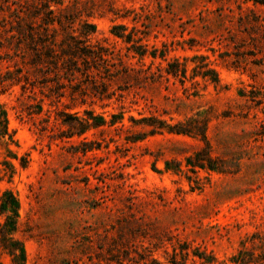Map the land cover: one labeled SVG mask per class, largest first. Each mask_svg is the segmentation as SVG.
Instances as JSON below:
<instances>
[{
	"label": "rangeland",
	"instance_id": "rangeland-1",
	"mask_svg": "<svg viewBox=\"0 0 264 264\" xmlns=\"http://www.w3.org/2000/svg\"><path fill=\"white\" fill-rule=\"evenodd\" d=\"M56 1L76 36L95 26L89 42L112 67L92 65L89 78L82 66L73 82L28 76L18 37L41 1L0 0V108L12 135L0 137V264H13L11 238L25 264H264V5ZM114 26L142 41L127 43ZM93 117L104 125L79 135L77 120ZM203 150L225 172L186 167ZM7 191L19 203L14 235L1 233Z\"/></svg>",
	"mask_w": 264,
	"mask_h": 264
},
{
	"label": "trees",
	"instance_id": "trees-1",
	"mask_svg": "<svg viewBox=\"0 0 264 264\" xmlns=\"http://www.w3.org/2000/svg\"><path fill=\"white\" fill-rule=\"evenodd\" d=\"M34 9L35 13L32 11V16L29 15L31 20H37V22H32L30 24H26V28H23L19 33L18 39L20 40V45L25 44L28 51L30 53L23 52L21 55V59L23 64L28 67L26 73L28 76L31 74V70L33 72L42 71L46 75L54 74L53 78L60 79L63 78L64 75L67 76L69 82H73L76 80L77 73L82 72L81 67L84 66L86 69L87 77H91L90 66L105 64V68L112 67L110 61L108 59L107 51L102 47L92 46L89 42V37L92 36L96 32L95 26L84 23L83 28V38L75 35V30L72 22V16L67 14H60L61 9L53 8L52 2L56 0H40ZM254 1L255 4L264 5V0H247ZM56 5L62 6V4L55 2ZM43 13L45 17H41V22L38 23V19H40V15ZM69 30H72L69 32ZM126 28L124 26H114L112 29V34L126 40L127 43L134 42L135 44H139L142 39L136 38L135 32H131L126 34ZM59 31L66 32V36L64 39L58 42V34ZM15 36L7 38L9 40L14 39ZM96 47V48H95ZM4 49L3 41H0V50ZM134 51L140 56L145 57L148 53L147 47L145 45H138L134 48ZM31 55V58L28 56ZM151 56L156 58L157 53L152 52ZM160 57H165V54H161ZM1 59V58H0ZM170 69L167 71V74L172 76H178V72L181 71L180 66L177 65H169ZM96 68V67H95ZM185 73V71H184ZM84 74V73H82ZM210 74H214L213 70H206L203 72L202 76L207 78ZM27 76V78H29ZM214 82H217V78H212ZM63 88V85L60 86ZM58 97H63V94H59ZM257 96H251V100L257 101ZM264 99V95L262 96ZM261 103V102H260ZM91 115V112L88 113ZM94 120L90 123L91 120ZM77 124L83 128L80 131L79 135L85 133V131L93 126L94 128L100 127L104 125L103 120L99 121V118H88L87 120H77ZM182 128V125L178 124L174 128ZM169 128L170 131H174L173 133L177 134H187L186 131L181 129ZM264 129V126H263ZM264 133V132H263ZM0 137H9L12 135L9 133V119L8 114L5 110L0 108ZM204 139L206 137L204 136ZM204 157V158H202ZM195 158H198L197 161H194L193 157L187 158L186 167H191L194 171L196 168L201 170H209L213 172L223 173L225 172L223 167L220 166V163H223L222 160L218 158H214L210 155V153L205 152L204 150L197 153ZM173 162L166 163L167 171L174 172L176 174L182 172L181 164L176 163V167L172 165ZM7 198L1 200V211L2 213L7 214V231L3 230L1 233H12L14 235L18 232V218H19V203L17 199L11 194V192L7 191L5 193ZM9 255L12 258L13 264H25L26 262V253L23 245L14 238L10 239V244L6 247ZM238 259V258H237ZM127 258L124 259H111L108 264H112L115 262L116 264H124ZM236 264H246L245 262H240V260H236Z\"/></svg>",
	"mask_w": 264,
	"mask_h": 264
}]
</instances>
